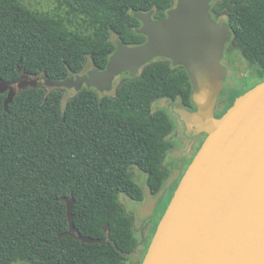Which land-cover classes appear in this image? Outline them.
Wrapping results in <instances>:
<instances>
[{
  "label": "trees",
  "instance_id": "1",
  "mask_svg": "<svg viewBox=\"0 0 264 264\" xmlns=\"http://www.w3.org/2000/svg\"><path fill=\"white\" fill-rule=\"evenodd\" d=\"M56 2L59 11L49 13L0 0V79L14 81L24 73L61 80L80 72L88 56L104 69L116 49L112 35L127 45L145 42L135 13L154 10L155 19L164 18L176 0ZM209 4L212 18L226 13L242 53L264 65V0ZM123 75L114 94L90 87L65 103L61 89L43 85L18 90L7 104L0 93V264H123L138 247L119 195L145 198L132 166L146 174L153 195L163 188L174 123L167 111H153L152 103L166 98L194 108L193 84L183 65L162 57L134 76ZM263 80L264 70L258 82ZM70 195L74 226L100 242L62 235L69 229L62 197ZM171 196L156 207L139 264Z\"/></svg>",
  "mask_w": 264,
  "mask_h": 264
},
{
  "label": "water",
  "instance_id": "2",
  "mask_svg": "<svg viewBox=\"0 0 264 264\" xmlns=\"http://www.w3.org/2000/svg\"><path fill=\"white\" fill-rule=\"evenodd\" d=\"M210 1L176 0L166 17L159 19L152 17V10L136 12L141 21L136 31L146 41L127 45L118 38L104 69L94 67L61 80L0 79V93L7 91V104L16 88L27 86L94 87L108 92L119 74L134 76L156 57H169L186 68L196 109L174 107V112L194 134L204 132L206 138L181 176L140 264H264V80L215 116L226 76L221 59L229 25L212 19ZM175 177L156 195L146 182L140 185L145 198L138 204V218L153 216L159 197ZM62 199L69 220V229L62 235L100 242L83 236L74 226L73 195Z\"/></svg>",
  "mask_w": 264,
  "mask_h": 264
},
{
  "label": "flooded vegetation",
  "instance_id": "3",
  "mask_svg": "<svg viewBox=\"0 0 264 264\" xmlns=\"http://www.w3.org/2000/svg\"><path fill=\"white\" fill-rule=\"evenodd\" d=\"M152 11H153L152 17L154 18L155 17L154 10H152ZM224 15H225V18H224ZM212 19H214V21H216L217 23H227L228 24L226 13H222V14L216 13L214 15V18H212ZM238 52H240L241 55ZM238 57H240L241 59ZM162 58H164V60L167 61L169 64L176 66L175 64H173L172 60L169 57L162 56ZM221 63L226 68V76L223 79L224 88L220 92L218 99H217V103H216V109H215V116L216 117L221 116L229 108V106H230L229 102L231 100V96L236 95V96H234V99H233V102H234V100L238 94L244 93L246 90L253 87L255 84L259 83L258 81L260 79V75H261L262 71L264 70V65L250 61L248 59V57H246L242 53L241 48L239 47V45L236 44L235 35H234V33L230 27H229V39L225 43ZM239 63L242 64V68H240L238 66ZM178 65H180V64H178ZM93 68H94V66H93ZM86 71H88V70L82 69L80 72L72 74L70 76L76 77L77 75L84 74ZM123 73L119 74L117 77L122 76V79L123 78L126 79V77L123 75ZM29 77H31V76L27 75V74L26 75L22 74V76H19L17 78V80L26 81ZM34 77H38L39 79L42 78V76H40V75L34 76ZM117 85H116V87H117ZM113 87H114V83H113ZM116 87H115V90H116ZM73 88L76 89L74 86H73ZM15 90H16V92L18 91L17 88ZM5 93L7 96V91ZM179 106L182 107L180 105V102H179ZM184 108H186V107H184ZM186 109H188V108H186ZM195 109H196V106L194 104V108H191L188 110H195ZM178 119L180 121L179 123H182V125H183V133H182L183 138L179 139L180 143L178 144V148L180 149V155H178V152H176V155L174 156L175 160H177L176 165L173 166L171 161H169L170 165H168V166L164 163L170 170L169 178L173 175H175L176 177L174 178V180L172 181L170 186H168L167 188L164 189L163 194L159 197L158 203L160 202L161 198H164L165 196H167V194L169 192L172 191V195H173V192H174L175 188L177 187V185L181 179V176L183 175L187 166L189 165V163L193 159L194 155L196 154V152L198 151V149L202 145L204 139L206 138V133L201 132L199 134H194L192 129H188L187 126L185 125V123L182 120H180L179 117H178ZM174 129H175V124H174L173 131H174ZM168 179H167V181H168ZM167 181H166V183H167ZM156 213H157V211L155 209V212H154L152 217L144 218V220L141 219V220L146 222L145 223L146 224V226H145V234L146 235L148 234L149 229L153 226V224L155 222ZM161 215H160V217H161ZM157 224H158V222H157ZM157 224H156V226H157Z\"/></svg>",
  "mask_w": 264,
  "mask_h": 264
},
{
  "label": "rangeland",
  "instance_id": "4",
  "mask_svg": "<svg viewBox=\"0 0 264 264\" xmlns=\"http://www.w3.org/2000/svg\"><path fill=\"white\" fill-rule=\"evenodd\" d=\"M21 3H23L24 5H26L28 8L38 11V12H49V13H54L56 11H59L58 9H56L57 7V2L56 0H19ZM60 12H63L62 10ZM225 18V15H224ZM116 35H112V39L116 40ZM240 53V52H238ZM241 55V53H240ZM240 58V57H238ZM241 59V58H240ZM93 63L91 61V58L88 56L87 60H86V64L84 66V70H89L91 68H93ZM238 66L240 68H242V64H238ZM34 77V76H32ZM125 79V78H123ZM122 76L121 77H116L114 80V87L108 91V94H114L115 93V87L117 84H119L122 80ZM63 92V103H65V101L73 96L77 90L74 89L73 87L71 88H63L61 89ZM174 107H180L179 106V101L175 100V101H171L169 99L166 98H160L157 99L155 101H153L152 103V110L156 111V110H165L167 111L172 120L173 123L175 124V129L174 131L168 136V140H170L173 143V150H170L167 155H166V159L164 161V163L168 166L170 165V162H172L173 166L177 164V160H175L174 156L176 155V152H178V155H180V149L178 148V144L179 139L183 138V125L182 123H179V119H178V114L176 112H174ZM130 172L133 174V178L141 185L143 183H145V179H146V174L142 171H140L136 166H132L130 167ZM119 201L120 203L124 206V209L126 211V213L132 218L133 221V228H134V232H135V236L137 237L139 244L138 247L136 248V250L133 252V254H131V256L123 263V264H139L140 260H141V249H142V244H143V238L145 237V226H146V222L141 220L140 218H138L136 210L138 207L139 203L141 202H136L134 200H132L130 197L126 196L123 193H120L119 195ZM14 264H29L26 263L24 261H16Z\"/></svg>",
  "mask_w": 264,
  "mask_h": 264
}]
</instances>
